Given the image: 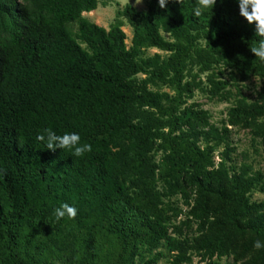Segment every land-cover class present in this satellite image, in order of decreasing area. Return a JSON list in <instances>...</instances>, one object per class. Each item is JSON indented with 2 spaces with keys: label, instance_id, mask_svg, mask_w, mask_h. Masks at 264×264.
I'll return each instance as SVG.
<instances>
[{
  "label": "trees",
  "instance_id": "1",
  "mask_svg": "<svg viewBox=\"0 0 264 264\" xmlns=\"http://www.w3.org/2000/svg\"><path fill=\"white\" fill-rule=\"evenodd\" d=\"M99 2L0 0V264H150L163 252L147 253L161 245L174 251L166 264L189 260L191 247L203 264H221L214 256L228 254L243 231L264 240V203L246 198L259 177L229 166L226 151L216 162L210 140L225 139L227 128L201 129L206 113L181 108L193 93L185 80L193 52L243 78L264 76V60L251 51L254 23L236 0H216L199 17L198 0H168L164 8L150 0L145 11L127 3L119 13L133 28L128 46L121 20L107 29L83 16ZM198 32L206 49L195 47ZM151 47L168 57H143ZM157 81L176 94L150 88ZM258 114L264 104L239 103L229 122L247 125ZM45 128L79 132L91 151L47 149L35 140ZM175 193L197 223L192 246L170 234V213L179 208L163 197ZM62 202L76 205L75 218L55 219Z\"/></svg>",
  "mask_w": 264,
  "mask_h": 264
},
{
  "label": "rangeland",
  "instance_id": "2",
  "mask_svg": "<svg viewBox=\"0 0 264 264\" xmlns=\"http://www.w3.org/2000/svg\"><path fill=\"white\" fill-rule=\"evenodd\" d=\"M150 0H100L97 9L93 13L84 12L83 16L91 21L101 25L107 29L111 24L118 20L123 22V30L127 35L126 42L128 46L131 45V38L133 35V28L128 24L126 19L120 15L123 7L129 3L140 11L147 10ZM238 5V4H237ZM69 28L75 32L77 24L69 25ZM164 37L168 40H173V37L164 32ZM196 49H206V39L204 35H197L195 42ZM158 53L162 59L168 57L169 53L158 48H148L143 57H151ZM205 53V52H204ZM193 61H188L186 81L191 83L193 93L190 97L185 96V104H181V108H188L198 112L206 113L204 115L206 123H202L201 129H209L214 126L222 131L224 127L227 128L226 138L221 141H216L213 138L210 144L214 148V159L219 162L221 158L227 156L228 165L233 169H240L242 165L248 166L246 177H259L257 181L246 192V198L250 203H264V114H258L249 119L247 125L230 124L229 110L239 103L252 105L264 104V76L251 72L247 77L243 78L236 69L228 65L225 61H215L213 59H206L205 57L197 58L195 53L191 54ZM146 73H138V79L146 78ZM211 79L223 82L221 88L217 89L211 84ZM150 88L158 90L161 93H168L174 96L176 91L168 84L152 82ZM184 98V97H183ZM163 131L168 130V125L163 124ZM199 143L205 145L204 138H199ZM226 151V152H225ZM160 154L157 157L159 161ZM157 189H162V182L157 183ZM192 191V190H191ZM195 190L192 191L190 200L194 202ZM165 206H172L179 208L177 214H172V221L170 223V234L172 236H179L180 238L189 241L190 246L199 236L197 223L190 220L188 222V210L190 207L187 201L182 198L180 193H175L170 197H163ZM214 202H218L214 199ZM224 214V210H221ZM242 221L245 225L248 222ZM175 226L178 229H175ZM226 226V225H225ZM258 239L251 230L247 229L240 233L237 237L232 239V244L229 253L215 259H218L221 264H264V248L255 249L253 247L254 241ZM166 245H161L157 250L147 253L148 256H153L156 252H163V256L155 263L150 264H166L171 258L174 251H170ZM189 260H185L182 264H203L201 262L200 252L194 248H189ZM147 258V256H146ZM145 258V259H146ZM140 264H144L140 262Z\"/></svg>",
  "mask_w": 264,
  "mask_h": 264
},
{
  "label": "clouds",
  "instance_id": "3",
  "mask_svg": "<svg viewBox=\"0 0 264 264\" xmlns=\"http://www.w3.org/2000/svg\"><path fill=\"white\" fill-rule=\"evenodd\" d=\"M168 0H158L161 8H164ZM182 2V0H181ZM216 3V0H198L196 6L192 10V14L196 17L201 16L202 12L210 5ZM239 7V13L246 18L249 24L254 23L255 35L259 38L255 46L251 47V51L260 60H264V0H236ZM35 140L42 141L47 149L56 150L61 148L68 150L72 156H82L86 152L91 151V145L81 144L80 133L71 131L57 134L50 128L37 132ZM78 208L75 204L62 202L54 208V217L57 221L62 218H75ZM255 249L264 248V240L256 239L253 243Z\"/></svg>",
  "mask_w": 264,
  "mask_h": 264
},
{
  "label": "bare ground",
  "instance_id": "4",
  "mask_svg": "<svg viewBox=\"0 0 264 264\" xmlns=\"http://www.w3.org/2000/svg\"><path fill=\"white\" fill-rule=\"evenodd\" d=\"M94 11H91L90 13H93Z\"/></svg>",
  "mask_w": 264,
  "mask_h": 264
}]
</instances>
